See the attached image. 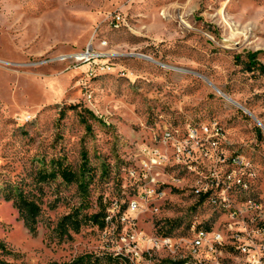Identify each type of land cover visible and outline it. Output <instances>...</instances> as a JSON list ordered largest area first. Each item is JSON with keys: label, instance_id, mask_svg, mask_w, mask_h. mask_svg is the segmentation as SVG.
Here are the masks:
<instances>
[{"label": "rangeland", "instance_id": "rangeland-1", "mask_svg": "<svg viewBox=\"0 0 264 264\" xmlns=\"http://www.w3.org/2000/svg\"><path fill=\"white\" fill-rule=\"evenodd\" d=\"M115 13L125 17L119 27ZM88 48L94 55L83 59ZM0 59V184L33 188L38 170L59 159L80 170L87 156L91 169L40 184L36 233L0 193V239L14 251L0 258L128 264L116 254L125 231L219 226L220 212L194 195L186 161L129 174L144 170L140 144L166 150L155 137L163 129L185 135L187 124L215 119L221 147L250 163L247 197L264 200V0H0ZM230 192L239 197L238 185ZM131 202L142 210L121 219ZM76 210L107 218L61 226ZM138 250V264L160 263L150 246Z\"/></svg>", "mask_w": 264, "mask_h": 264}, {"label": "built area", "instance_id": "built-area-1", "mask_svg": "<svg viewBox=\"0 0 264 264\" xmlns=\"http://www.w3.org/2000/svg\"><path fill=\"white\" fill-rule=\"evenodd\" d=\"M115 20H125V17L115 13L112 22ZM86 53L88 56L83 59H90L94 55L90 48ZM155 137L166 141V150L150 149L149 143L140 144L139 157L140 161H144V170L131 168L129 174L134 178L148 176L152 168L158 167V163L186 161L195 169L191 187L198 202L213 210L214 205H224V212L217 213L222 222L210 231L197 230L195 223L188 233L181 236L146 233L143 230L125 231L120 237L124 245L116 254H121L128 264H138L143 258L134 256V249L150 246L160 254V264H165L167 259L178 260L181 243H189V258L194 264H227L229 260H238L242 264L237 257V248H246V253L250 255L249 264H264V200L259 197L252 201L236 200V193L230 192V185L250 188V163L246 157H236V151L221 147V140H225L224 130L217 128L215 119L213 123L201 126L187 124L185 135L163 129ZM144 192L152 197L157 191L144 189ZM143 205L131 202L126 211L120 212L118 209L121 219L129 218L127 213H138ZM232 223H240L241 231L232 232ZM218 229H225V236H218Z\"/></svg>", "mask_w": 264, "mask_h": 264}, {"label": "trees", "instance_id": "trees-1", "mask_svg": "<svg viewBox=\"0 0 264 264\" xmlns=\"http://www.w3.org/2000/svg\"><path fill=\"white\" fill-rule=\"evenodd\" d=\"M264 70V65H259ZM251 69V68H250ZM88 158L84 156L83 164L80 170L74 169L72 166L65 164L61 159L57 160L51 170L45 168L39 169L36 175V185L33 188H29V184L24 180H4L0 184V193L3 194L6 200L12 201L14 207L19 212V217L23 220L24 225L32 232L36 233L39 216L42 210L41 199V187L40 184L48 182L60 176L64 181L70 183L75 180H79L78 176L81 174L86 178L87 174H91V169L87 166ZM81 175V176H82ZM102 216L104 222L105 213L100 212L87 217L80 213L79 210L70 212L63 216L61 219V226L64 228L71 227L74 230H79L81 224L89 219H93L95 222H99V218ZM107 217V216H106ZM14 254L7 244L0 239V255ZM0 264H15L5 258H0ZM61 264H103L100 258H96L93 261H84L82 258H77L71 261H66Z\"/></svg>", "mask_w": 264, "mask_h": 264}, {"label": "bare ground", "instance_id": "bare-ground-1", "mask_svg": "<svg viewBox=\"0 0 264 264\" xmlns=\"http://www.w3.org/2000/svg\"><path fill=\"white\" fill-rule=\"evenodd\" d=\"M113 23H114L115 27H119L121 20H115V21H113ZM235 104L242 107L247 112H249L242 105H239L237 103H235ZM218 123L215 122V124L217 125V128L219 130H221ZM209 124H211V123H209ZM189 126H191V125L189 124ZM192 126H194V125L192 124ZM239 157H242V156H239ZM238 188H239L238 193H240V195H239V197L236 198V200H241V201H252V200H254V198H252V197H247L246 192H247L249 187H244L243 185H238ZM241 193H242V195H241ZM214 208L217 209L220 213L224 212V205H214ZM213 228H217V227H212V226L207 227V226L202 225L200 227H197V230L210 231ZM240 231H241V224L240 223H232V232H240ZM218 236H225V229H218ZM190 252H191V245H189V243H181L180 255L178 256V260L167 259V263H165V264H194V261H192L189 258ZM134 255L142 257L143 251H140L138 249H134ZM237 257H238V259H241L242 264H249L250 263V255H249V253H246V248H237ZM154 264H160V263H154ZM227 264H240V261L229 260V262H227Z\"/></svg>", "mask_w": 264, "mask_h": 264}, {"label": "water", "instance_id": "water-1", "mask_svg": "<svg viewBox=\"0 0 264 264\" xmlns=\"http://www.w3.org/2000/svg\"><path fill=\"white\" fill-rule=\"evenodd\" d=\"M259 121V120H258ZM259 123H261V122H259ZM261 125H263L262 123H261ZM264 127V126H263Z\"/></svg>", "mask_w": 264, "mask_h": 264}]
</instances>
